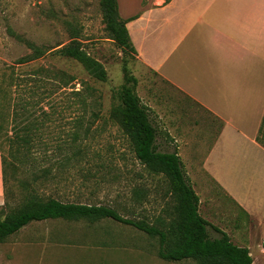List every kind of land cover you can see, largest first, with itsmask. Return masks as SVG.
<instances>
[{
    "label": "rangeland",
    "instance_id": "rangeland-1",
    "mask_svg": "<svg viewBox=\"0 0 264 264\" xmlns=\"http://www.w3.org/2000/svg\"><path fill=\"white\" fill-rule=\"evenodd\" d=\"M124 1L119 0V5L126 10L138 2ZM8 27L47 52L18 65L31 52L8 35ZM72 37L102 64L105 81L94 79L79 62L55 52ZM37 69L60 71L71 80L66 86L61 81H44L40 87L28 80L30 84L21 88L22 97H30L34 104L21 122L28 127L24 134L31 137L23 147L27 156L22 163L12 159L17 166L7 184L12 211L35 193L41 200L108 206L123 218L166 229L174 219L175 206L169 183L135 159L128 137L111 116L117 103L115 91L125 74L135 77L136 59L110 39L100 0H0V84L8 73L24 80ZM79 117L81 128L77 129ZM194 186L200 216L224 231L236 246L248 247L253 264H264V227L211 183ZM238 188L244 191L245 186ZM3 204L4 199L0 219L10 212ZM208 233L210 238L219 236L211 227ZM158 249L157 237L109 219L94 223L46 220L31 222L0 242V264H200L193 259H160Z\"/></svg>",
    "mask_w": 264,
    "mask_h": 264
},
{
    "label": "crops",
    "instance_id": "crops-1",
    "mask_svg": "<svg viewBox=\"0 0 264 264\" xmlns=\"http://www.w3.org/2000/svg\"><path fill=\"white\" fill-rule=\"evenodd\" d=\"M116 1L157 151L176 152L193 190L211 183L264 227V0Z\"/></svg>",
    "mask_w": 264,
    "mask_h": 264
},
{
    "label": "trees",
    "instance_id": "trees-1",
    "mask_svg": "<svg viewBox=\"0 0 264 264\" xmlns=\"http://www.w3.org/2000/svg\"><path fill=\"white\" fill-rule=\"evenodd\" d=\"M100 6L102 21L110 39L121 48L132 52L135 57L136 51L130 41L125 21L118 15L117 1L100 0ZM7 33L15 41L30 49L29 55L17 61L18 65L35 61L47 52L26 41L9 27ZM55 52L79 62L94 79L106 80V71L102 64L81 49L76 37H72L69 43L56 49ZM39 74H44V76H37ZM28 80L33 82L31 86L37 84L40 87L44 81H61L66 86L71 79H66L60 71L47 73L45 70L37 69L32 73L31 78L24 80L23 77H17L13 72L8 73L4 77V83L0 84V162L3 206L10 210L3 219H0V242L31 222L61 219L94 223L109 219L131 226L150 237H157L159 242L157 256L163 260L193 259L200 264H253L247 248L233 244L224 231L210 225L200 216L198 196L188 183L176 152L157 151L156 130L149 121L148 109L141 104L135 93L137 80L128 74L124 75V83L115 91L114 99L117 103L111 110V116L128 137L135 159L151 173L163 175L169 183L168 192L174 198L175 206L173 208L174 219L168 226H165L166 229L163 230L143 221L123 218L115 209L108 206L62 202L53 198L41 200L35 193L23 198L18 209L12 211V204L8 202L9 175L17 169L14 161L22 163L25 160L27 154L23 147L31 141V137L24 134L28 127L21 126L22 120L27 118L25 115L29 114L28 107L34 104L33 99L21 95L23 84L26 86L30 84ZM12 92L16 93L15 97ZM74 92L78 94V91ZM32 96L35 97V91L32 92ZM80 121L81 117L77 118V129L81 128ZM13 122H15L14 125H12ZM9 128L14 131L10 133ZM21 131L23 134H19ZM74 135L76 137V134ZM256 142L264 147V115L258 128ZM3 148L7 151L6 155L3 153ZM208 227H211L219 236L210 238Z\"/></svg>",
    "mask_w": 264,
    "mask_h": 264
}]
</instances>
